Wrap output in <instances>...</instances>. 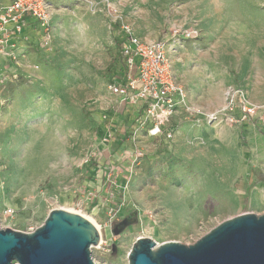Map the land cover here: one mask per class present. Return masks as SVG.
<instances>
[{"label": "rangeland", "instance_id": "obj_1", "mask_svg": "<svg viewBox=\"0 0 264 264\" xmlns=\"http://www.w3.org/2000/svg\"><path fill=\"white\" fill-rule=\"evenodd\" d=\"M119 24L150 41L197 30L171 56L190 101L213 113L234 90L261 119L210 126L187 115L172 141L128 140L125 154L112 141L86 164L104 126L121 130L108 122L107 90L122 65ZM51 26L50 49L31 39L0 60L1 229L30 233L52 210L73 211L108 244L92 249L96 264H128L139 238L189 246L228 219L264 214V0H52ZM111 166L122 173L109 188Z\"/></svg>", "mask_w": 264, "mask_h": 264}, {"label": "built area", "instance_id": "obj_2", "mask_svg": "<svg viewBox=\"0 0 264 264\" xmlns=\"http://www.w3.org/2000/svg\"><path fill=\"white\" fill-rule=\"evenodd\" d=\"M51 9L52 0H0V60H16V45L32 38H37L39 45L50 49L53 42ZM33 22L37 25L35 38L29 32ZM119 26L122 65L120 74L110 78L107 90L116 99L114 109L134 112L132 130L129 132L131 141H138L142 134L151 138L164 136L166 141H172L174 131L170 128V122L179 110H183L193 120L210 126L243 124L259 118L262 108L245 99L238 104L237 97L243 95L234 90H229L226 106L213 113L203 112L189 103L186 89L175 78L171 56L182 42L196 40L199 37L197 30L175 28L172 39L150 41L139 38L127 24ZM1 81L0 74V84ZM111 127L99 135L103 146L91 151L85 160L86 164L104 157L103 148L116 138ZM134 157L136 161L143 158V150L135 149ZM120 172L121 168L107 167L105 186L110 188ZM14 214L12 209L7 210L9 217ZM97 249L110 251L102 237Z\"/></svg>", "mask_w": 264, "mask_h": 264}, {"label": "water", "instance_id": "obj_3", "mask_svg": "<svg viewBox=\"0 0 264 264\" xmlns=\"http://www.w3.org/2000/svg\"><path fill=\"white\" fill-rule=\"evenodd\" d=\"M101 233L85 216L52 210L30 233L0 228V264H96L92 249ZM128 264H264V214L222 222L193 245L151 238L134 243Z\"/></svg>", "mask_w": 264, "mask_h": 264}, {"label": "crops", "instance_id": "obj_4", "mask_svg": "<svg viewBox=\"0 0 264 264\" xmlns=\"http://www.w3.org/2000/svg\"><path fill=\"white\" fill-rule=\"evenodd\" d=\"M34 23V22H33ZM31 40V39H30ZM32 40L33 41H35V43H38V39L37 38H35V39H33L32 38ZM31 40V41H32ZM24 41H21V42H19L18 43V45L20 44V43H23ZM185 89H186V91H187V88L185 87ZM187 94H188V92H187ZM188 101H189V103L191 104V105H193V106H195L191 101H190V98H189V95H188ZM196 107V106H195ZM113 113L111 114V116H110V121H108V122H114V124H113V126H115L116 125V123L117 124H119V128L121 129L120 130V132L118 133V136H117V138H115V140L114 141H116L117 140V143H118V145H117V147L118 146H120L121 144L124 146V147H121V148H118V150L116 149V152L117 151H122L123 150V152H124V154H125V151H126V148H127V146H125L126 144H125V141H131L130 140V136H129V132H130V128L132 127V125H133V121H134V112H133V110H132V112L131 111H117L116 109H114L113 108V111H112ZM187 118V115H186V113L183 111V110H179L176 114H174V116L172 117V119H171V122H170V128L174 131V137H175V134H176V132L178 131V129L180 128L179 127V125L182 123V122H184V120ZM118 122H120V123H118ZM110 126H111V124H110ZM121 126V127H120ZM104 128L105 129H103L102 131H105L106 130V128L107 127H105L104 126ZM101 132V131H100ZM142 138H147V139H151V140H159V139H164V136H162V137H159V138H151V137H149V136H147L146 134H142V136H141V139ZM113 141V142H114ZM164 141H165V139H164ZM121 142H124V143H121ZM116 143V142H115ZM121 145V146H122ZM122 152V153H123ZM105 155L104 156H107L108 154H109V152H108V150H106V147H105V153H104ZM115 154H118V153H115Z\"/></svg>", "mask_w": 264, "mask_h": 264}, {"label": "bare ground", "instance_id": "obj_5", "mask_svg": "<svg viewBox=\"0 0 264 264\" xmlns=\"http://www.w3.org/2000/svg\"><path fill=\"white\" fill-rule=\"evenodd\" d=\"M94 224H96L95 222H94ZM96 227L98 228V230L100 231V233H101V235H102V231H101V228L96 224Z\"/></svg>", "mask_w": 264, "mask_h": 264}]
</instances>
